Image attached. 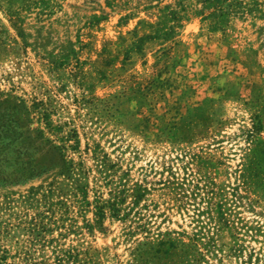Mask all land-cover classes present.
I'll return each instance as SVG.
<instances>
[{
  "label": "rangeland",
  "instance_id": "1",
  "mask_svg": "<svg viewBox=\"0 0 264 264\" xmlns=\"http://www.w3.org/2000/svg\"><path fill=\"white\" fill-rule=\"evenodd\" d=\"M0 264H264V0H0Z\"/></svg>",
  "mask_w": 264,
  "mask_h": 264
}]
</instances>
